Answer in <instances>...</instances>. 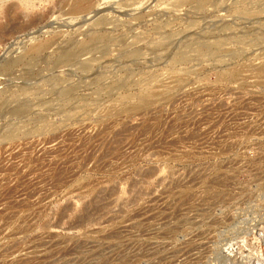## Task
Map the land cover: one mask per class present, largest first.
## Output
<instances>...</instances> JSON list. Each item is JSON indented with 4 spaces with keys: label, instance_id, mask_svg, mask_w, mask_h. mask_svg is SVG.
<instances>
[{
    "label": "rangeland",
    "instance_id": "obj_1",
    "mask_svg": "<svg viewBox=\"0 0 264 264\" xmlns=\"http://www.w3.org/2000/svg\"><path fill=\"white\" fill-rule=\"evenodd\" d=\"M199 1L0 0V264H264V0Z\"/></svg>",
    "mask_w": 264,
    "mask_h": 264
},
{
    "label": "bare ground",
    "instance_id": "obj_2",
    "mask_svg": "<svg viewBox=\"0 0 264 264\" xmlns=\"http://www.w3.org/2000/svg\"><path fill=\"white\" fill-rule=\"evenodd\" d=\"M200 3H202L203 1L200 0L199 1ZM89 5V0H77V3L76 5L74 6L73 8V11L74 12H79V11H82L84 10L87 6ZM12 30V29H11ZM102 38L103 37H93L91 38L87 43H85L84 45H81V46H76L74 48H72L70 51H68L63 57H61L59 60H58V65H62V64H68L72 61H74L77 57H79V55L82 53V52H85V51H88L94 47H96V45L102 41ZM44 48V47H43ZM203 48V46H202ZM204 48H205V45H204ZM42 49L39 48V49H34L32 52L36 53V52H39L40 50ZM205 50V49H203ZM207 50V49H206ZM183 60V59H182ZM143 97V96H142ZM145 97V96H144ZM149 97V96H147ZM142 100H145L144 98H141ZM135 120V119H134Z\"/></svg>",
    "mask_w": 264,
    "mask_h": 264
}]
</instances>
